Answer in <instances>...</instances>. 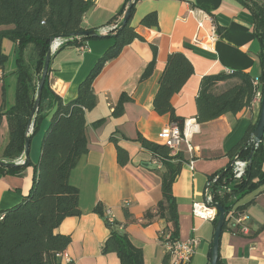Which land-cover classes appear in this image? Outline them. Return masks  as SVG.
<instances>
[{
  "label": "crops",
  "instance_id": "1",
  "mask_svg": "<svg viewBox=\"0 0 264 264\" xmlns=\"http://www.w3.org/2000/svg\"><path fill=\"white\" fill-rule=\"evenodd\" d=\"M264 4V0H254ZM92 8L84 14V30H107L106 23L126 4V0H92ZM245 2H248L245 0ZM196 10V11H195ZM195 12L209 14L216 28V39L209 41L211 24L198 27ZM155 13L157 26L140 25L141 19ZM131 25L143 39L134 40L122 49L118 57L108 61L94 79L92 89L96 98L93 110L85 115L87 153L71 171L69 183L79 191L81 215L64 219L55 233L69 235L71 242L63 251L70 263L59 257L61 264H117L115 253L103 255L101 246L109 236L104 222L92 212L97 204L109 211L119 233L127 234L130 242L143 253L144 264H174L175 258L166 251V222L159 218L145 219L161 200V173L164 168L136 141L138 135L151 143L162 145L160 131L169 122L168 115H158L153 99L158 79L168 54L181 52L190 61L194 73L170 103L176 116L195 119V98L203 76L226 71L243 72L257 79L261 74L260 46L253 34V18L243 0H140L135 4ZM106 26V27H105ZM11 26L0 27L1 30ZM101 28V29H100ZM200 41L196 43L195 38ZM112 44L109 38L87 41L80 47L67 46L51 54L47 84L51 92L64 102L75 98L78 84L87 76L97 59ZM151 46L156 47L151 75L141 80L147 65L153 59ZM17 45L8 39L0 41V52L7 56L0 67V105L11 108L15 103L17 75L14 56ZM31 64V46L23 56ZM239 83L230 79L217 85V92ZM4 94V100L2 97ZM121 94L131 101L124 105L123 114L114 118L111 113ZM260 113V100L255 98L249 108L237 114H226L201 123L192 138V151L182 147L184 164L172 185L178 214L177 241L196 240L189 264H209L215 226L192 216V204L204 198L211 177L224 171L231 161V152L242 140ZM103 120L99 126L93 124ZM50 115L42 122L35 138L30 139L29 162L39 158L40 141L47 129ZM128 154V162L120 166L116 147ZM9 140L6 118L0 125V161ZM264 141V135H263ZM22 158V157H21ZM22 160V159H21ZM264 173V165L262 166ZM33 170L27 167L20 175L0 172V210L18 204L32 185ZM249 203L243 211L249 217L248 233L238 234L233 222L219 239L222 264H264V184L246 195L238 205ZM263 227V228H262ZM211 258V257H210Z\"/></svg>",
  "mask_w": 264,
  "mask_h": 264
},
{
  "label": "trees",
  "instance_id": "2",
  "mask_svg": "<svg viewBox=\"0 0 264 264\" xmlns=\"http://www.w3.org/2000/svg\"><path fill=\"white\" fill-rule=\"evenodd\" d=\"M140 0H126L122 9L107 23V30L102 34L94 30L96 37H76L84 30L82 18L93 6L92 0H0V27L11 26V29L0 31V41L8 39L17 45L14 56L15 73L17 75L15 103L6 109L5 102L0 105V125L6 118L9 140L3 150L2 157L6 162H21L26 136H36L42 122L50 115L47 129L40 141V154L35 164L17 165L13 168L0 167V172L8 175H20L27 167H32L33 177L29 192L13 207L0 210V264H61L59 254L66 250L71 242L69 235L55 233V230L66 218L81 215L78 199L79 191L69 183L71 171L78 161L87 153L85 137L87 112L94 109L96 98L92 89L94 79L104 65L118 57L124 47L134 40L143 41L131 25L135 4ZM243 0L253 18V34L260 46L258 55L261 74L258 78L261 88L264 86V4L254 0ZM132 3L128 20L122 24L123 15ZM140 25L152 28L157 26L155 13L144 16ZM105 26V27H106ZM101 29V28H100ZM109 38L112 44L97 59L87 76L78 84L75 98L64 102L50 91L47 78L44 84L39 106L28 129L29 117L35 101L43 62L49 46L56 40L61 45L59 51L67 46L80 47L87 41ZM31 46V64H25L23 56L27 47ZM153 59L145 68L141 80L147 79L154 68L156 47L151 46ZM55 51V52H56ZM7 61V56L0 52V67ZM49 73V69H48ZM194 69L190 61L181 52L168 54L164 68L158 79V89L153 99V109L158 115H168L170 124L181 129L184 119L176 116L170 103L173 95L193 75ZM48 77V74H47ZM239 83L217 92L219 83L230 79ZM254 78L243 72L219 73L203 76L195 98L197 123H206L226 114H237L249 108L255 99ZM4 100V94H2ZM126 94H121L111 116L120 117L123 107L130 102ZM103 120L93 125L99 126ZM255 124H251L242 140L231 152V161L235 156L248 162L246 176L232 187L231 194L214 195L213 202L225 212L222 232L227 228L230 213H244L249 203L238 205L246 195L256 191L264 184V141L254 145L252 133ZM116 160L124 166L128 162V154L117 146ZM136 141L151 153L155 162L164 171L161 173V200L153 211L145 214L146 220L159 218L166 222L165 236L161 241L172 244L177 241L178 214L176 200L172 194L175 182L182 165L181 153H172L166 146L151 143L138 135ZM250 156V157H249ZM230 164L217 176L211 186V192L223 184H229ZM212 178V177H211ZM92 212L104 222L109 236L101 246L103 255L115 253L117 264H144L143 253L129 240L127 234L116 230L117 224L109 222L101 204H97ZM216 219L212 222L215 226ZM264 227V225H263ZM262 227V228H263ZM211 252L208 253L210 260ZM217 264L220 261L219 251Z\"/></svg>",
  "mask_w": 264,
  "mask_h": 264
},
{
  "label": "built area",
  "instance_id": "3",
  "mask_svg": "<svg viewBox=\"0 0 264 264\" xmlns=\"http://www.w3.org/2000/svg\"><path fill=\"white\" fill-rule=\"evenodd\" d=\"M196 11V10H195ZM198 17V27L201 28L203 22H209L211 24V34L208 37L209 41H214L216 39V28L212 17L202 11L195 12ZM196 43L200 41L196 37L194 39ZM61 45V41L56 40L50 46L49 50L51 54L56 51V49ZM80 50H85V46H81ZM227 74L231 71H226ZM253 86L255 87L256 95L255 98L261 100L262 88L259 79L253 80ZM199 132V125L195 119L184 120L183 126L180 129L176 124H168L159 133V140L163 146H166L172 153H180L182 147H185L187 152L192 151V138ZM248 162L240 159L238 156L233 157L231 163V176L229 184H223L219 189L215 191V194L211 192V185H213L217 178H213L204 192V198L200 202H194L192 204V216L198 218L202 221L213 222L218 216L216 204L213 202V196H222L224 194H231L232 187L239 182L246 175ZM105 215L108 221L111 223L109 211H105ZM228 220L233 222L234 229L238 234L248 233V221L249 217L244 213H230ZM197 245V241L192 239L184 242L175 241L172 244H166L167 253L175 258L174 264H189L192 258L194 249ZM58 257L64 258L66 263H70V259L63 253L59 254Z\"/></svg>",
  "mask_w": 264,
  "mask_h": 264
},
{
  "label": "water",
  "instance_id": "4",
  "mask_svg": "<svg viewBox=\"0 0 264 264\" xmlns=\"http://www.w3.org/2000/svg\"><path fill=\"white\" fill-rule=\"evenodd\" d=\"M131 6H132V3L129 4L128 8L126 9V11L123 15L122 24H125L127 22L128 16L130 14ZM75 36L76 37H92V38H94L97 36V34L94 30H88V31H83L81 33H78ZM50 58H51V52H50V50H48V52L45 56V60L43 62L42 72H41V76H40L39 82H38L35 101L33 104L31 115L29 117L28 129L31 127V122H32L33 116H34V114H35V112L39 106V103H40L42 90H43L44 84L46 82L47 74H48ZM263 135H264V86L262 88V95H261V100H260V113H259L258 120H257L255 128H254V131L252 133V136L254 139V145L258 144L262 140ZM29 148H30V137L26 136L21 162L0 161V167L13 168L17 165L27 166L29 163ZM216 209H217L218 216H217V221L215 223V229H214V233H213L212 247H211V258H210L209 264H217L218 251H219V239L221 236L222 227H223L224 222H225L224 210L219 206H216Z\"/></svg>",
  "mask_w": 264,
  "mask_h": 264
},
{
  "label": "rangeland",
  "instance_id": "5",
  "mask_svg": "<svg viewBox=\"0 0 264 264\" xmlns=\"http://www.w3.org/2000/svg\"><path fill=\"white\" fill-rule=\"evenodd\" d=\"M37 136H38V135H37ZM37 136H35V138H36ZM39 154H40V152H39ZM230 166H231V164H230ZM230 169H231V167H230ZM245 176H246V175H245ZM213 178H217V176H213V177L210 179V181H211ZM242 179H243V178H242ZM242 179H241V180H242ZM241 180H240V181H241ZM210 181H209V182H210ZM216 181H217V180H216ZM215 183H216V182H215ZM215 183H214V184H215ZM210 186H212V185L210 184Z\"/></svg>",
  "mask_w": 264,
  "mask_h": 264
}]
</instances>
